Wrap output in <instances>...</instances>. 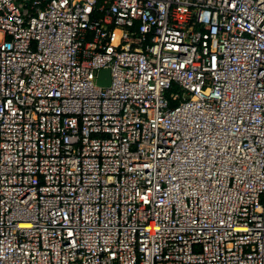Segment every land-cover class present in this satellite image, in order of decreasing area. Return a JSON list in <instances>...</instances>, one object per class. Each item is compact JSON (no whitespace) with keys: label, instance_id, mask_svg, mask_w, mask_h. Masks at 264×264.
I'll return each instance as SVG.
<instances>
[{"label":"built area","instance_id":"obj_1","mask_svg":"<svg viewBox=\"0 0 264 264\" xmlns=\"http://www.w3.org/2000/svg\"><path fill=\"white\" fill-rule=\"evenodd\" d=\"M0 264H264V0H0Z\"/></svg>","mask_w":264,"mask_h":264},{"label":"water","instance_id":"obj_2","mask_svg":"<svg viewBox=\"0 0 264 264\" xmlns=\"http://www.w3.org/2000/svg\"><path fill=\"white\" fill-rule=\"evenodd\" d=\"M98 83L102 86H107L109 84V71L102 70L99 74Z\"/></svg>","mask_w":264,"mask_h":264}]
</instances>
